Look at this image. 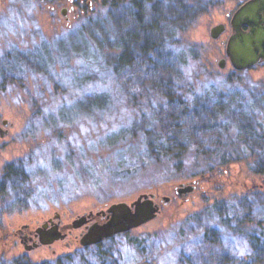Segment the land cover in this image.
Here are the masks:
<instances>
[{
    "label": "rangeland",
    "instance_id": "1",
    "mask_svg": "<svg viewBox=\"0 0 264 264\" xmlns=\"http://www.w3.org/2000/svg\"><path fill=\"white\" fill-rule=\"evenodd\" d=\"M244 1L188 0L196 17L161 45L164 77L189 89L187 111H205L214 126L197 143L183 131L149 164L140 154L148 139L162 134L163 99L150 84L128 88L99 69L89 24L106 19L107 6L81 0L73 10L69 0H0V49L17 45L36 66L17 75L24 83L0 94V121L9 122L0 138V168L19 170L26 178L16 189L18 198L27 192L21 202L8 186L0 195V264L18 257L25 264H79L80 257L98 251L111 264H264V64L234 71L225 53L228 12ZM217 24L225 30L214 38L210 30ZM126 27L113 30L123 37ZM73 35L83 37L85 48L72 52L63 46ZM101 45L117 49L109 40ZM95 91L109 98L102 103L105 111L77 109ZM221 157L228 164L219 167ZM209 171L213 178L198 181L187 201L173 192L178 183ZM141 192L159 193L158 215L98 247H76L70 239L42 244L50 248H23L16 240L12 248L1 245L9 243L12 226L54 209L70 223L84 211L131 201ZM161 195L172 198L164 205Z\"/></svg>",
    "mask_w": 264,
    "mask_h": 264
},
{
    "label": "trees",
    "instance_id": "2",
    "mask_svg": "<svg viewBox=\"0 0 264 264\" xmlns=\"http://www.w3.org/2000/svg\"><path fill=\"white\" fill-rule=\"evenodd\" d=\"M77 1L78 7L81 6V0ZM90 1L98 2L100 5H105L108 8L106 19H102L101 23L91 22L89 24L92 27L91 30L89 29L90 38L96 44L95 53L98 58L97 64L100 66L99 69L110 72L114 81L128 83V86H126L128 88L131 84L140 87H146L147 84H150L153 87V90L151 89L152 92L163 99V104L158 109V122H160V130L158 131L162 132V134H154V139L156 137L155 141L148 139L145 152L141 151L140 157L149 164L155 163L157 161L156 152L159 153L161 150L168 151V141L178 139L183 131L188 132L189 141L192 143L200 142L202 136L205 134H213L211 128L214 124H211L209 121L208 124L206 119L208 114L205 111L197 109L187 111L192 105V99L188 94L190 93L189 89L184 90L173 80L164 77V68H162L158 61L161 56L159 53H162L160 50L161 45L168 42V40L170 41V37L173 36L174 32L178 33L189 27L197 15L195 8L188 4V0ZM123 1L126 2L123 3ZM123 24H126L127 27L125 32L122 30L124 32L122 37L117 29V32L113 30V27L118 26V29H123ZM101 35L104 37V40L101 38ZM70 40L68 44L63 45L67 50L70 49L73 52L80 47L85 48L83 37L75 38L73 35ZM107 40H109L110 46L115 45L117 49H104L101 44ZM34 61L28 55L29 69L36 68V66H33ZM75 80L76 85L81 84V80L77 81L76 77ZM83 97L81 99H84L87 105L84 107L79 105L77 109L90 110L92 114H95L94 112L98 113V111H105L106 107L102 103H106L109 100L106 94L98 91ZM134 100L135 98H130L131 102H134ZM80 102L83 103L82 100ZM141 126L139 127V131L141 133L147 132L144 124L142 125L141 123ZM247 131L245 128L244 132L246 134ZM253 156L256 157L255 155ZM220 160L219 167L228 164L223 157ZM124 171L130 172V170ZM212 172L206 174V176L198 175L194 179L203 181L206 178H213ZM214 183H216L215 180ZM254 190L256 189L254 188ZM247 194L243 195L244 199H247ZM98 246L100 244L95 245V247ZM12 260L13 264H25L19 257ZM231 262L232 260L230 264ZM26 263L29 264L28 262ZM79 264L111 263L106 259L104 252L98 251L94 256L87 258L80 257Z\"/></svg>",
    "mask_w": 264,
    "mask_h": 264
},
{
    "label": "water",
    "instance_id": "3",
    "mask_svg": "<svg viewBox=\"0 0 264 264\" xmlns=\"http://www.w3.org/2000/svg\"><path fill=\"white\" fill-rule=\"evenodd\" d=\"M49 2L50 0H38ZM90 4V3H89ZM90 9V7H89ZM65 14V8L61 10ZM231 34L229 35L225 53L235 70L249 69L261 61H264V0H246L233 13L231 21ZM224 30L223 24L211 28L210 35L216 38ZM224 65V60L219 61V66ZM7 125L3 121L0 125V137L8 133ZM198 180L190 183H178L173 192L175 195H186L194 191ZM156 195L152 192H141L131 201H116L107 204L105 213L107 219L102 223H93L81 236L79 244L83 247L96 245L105 239L128 232L148 221L154 219L159 211L160 204L155 201ZM169 196H161V203L166 205L170 201ZM80 218L73 222V227H79L84 222ZM63 238V235L53 228L40 235V244H51L55 240ZM39 243L35 246L40 245ZM27 250V249H26Z\"/></svg>",
    "mask_w": 264,
    "mask_h": 264
},
{
    "label": "flooded vegetation",
    "instance_id": "4",
    "mask_svg": "<svg viewBox=\"0 0 264 264\" xmlns=\"http://www.w3.org/2000/svg\"><path fill=\"white\" fill-rule=\"evenodd\" d=\"M51 1H53V0H50V2ZM69 1L71 2V9L75 10L76 7L78 8V3H77L78 1L77 0H69ZM88 1H90V0H88ZM235 10H233V11L230 10L228 12L227 16L229 17V25H230L232 15H233ZM224 30H225V25H224ZM224 30H223V32H224ZM223 32L220 33L219 36L221 34H223ZM229 35L227 36V39H228ZM227 39H226V41H227ZM225 44H226V42H225ZM1 45L2 44H0V47H1ZM2 50L3 49H0V94L2 92L4 93L7 90V87H10L9 89H10V91H12L13 85L18 86V85H20L19 82L24 83L23 81L20 80L21 79L20 77H17V75H20V76L24 75L26 73V70H24V68L25 69L28 68V54L26 52H24V49L18 48L17 45H12L11 47H8L7 49H5L3 51ZM18 62L21 65L20 67H19V65H16ZM259 64H264V61L259 62L258 64H256L255 66H253L249 69H252ZM249 69H245V70H249ZM233 70L238 71V72L239 71H245V70H235L234 68H233ZM17 72H19V73H17ZM3 121H6L7 125L9 124V122L7 120H1L0 125H2ZM7 125L5 127H7ZM2 137H0V138H2ZM8 166L9 165L7 164L6 166L0 168V195L2 196L3 194H5V191H3V190L5 188H7L6 186H8L10 188V190L12 191V195L14 192V194H16V196H17L16 189L19 186L24 185V183H22V182L25 180L26 177L23 176L19 170L14 169L12 167H8ZM194 180H196V179H194ZM194 180H192V181H194ZM197 180L200 181V179H197ZM198 183L199 182H197L196 184H198ZM153 193L156 195L155 201H157L159 193L158 194H157V192H153ZM26 195H27V192H23L22 198H24V196H26ZM16 196L14 198H16L15 201L18 202V200L20 198H18V196L17 197ZM170 198H172V197H170ZM21 199H20V202H21ZM187 199H188L187 195L183 197V200L187 201ZM105 209H106V207L105 208L89 209L87 211H84L81 215L76 216V218L71 220L70 223L63 221L62 216L65 215L64 211H62L60 214L59 212H56V209H54L51 213L47 214V216H44V215L37 216L36 218H33V219L29 220L28 222H24V223L20 224L19 226H17V225L12 226L10 228V232H9V234L11 236V239L8 240L9 243L6 242V243H3L1 245L3 246V249L12 248L11 247L12 242H14V240H16L15 242L18 241L22 245L23 248H25V247H31V249L37 248V247H39V248L40 247L41 248H43V247L50 248L52 245H42L39 243L40 242V240H39L40 235L46 233L47 231H49L53 228H57V230L63 235V238H60L61 240H63V241H67V239L73 240V246L79 247L80 246L79 240H80L81 236L87 231V228L93 223H102L107 219L108 214L105 213ZM80 218L84 219V221H83L84 223L79 227H73V222L80 219ZM60 239H58V241H61ZM58 241L56 240V243ZM37 243H39L40 245L35 246V244H37ZM69 245H70V243H66V246H69Z\"/></svg>",
    "mask_w": 264,
    "mask_h": 264
}]
</instances>
